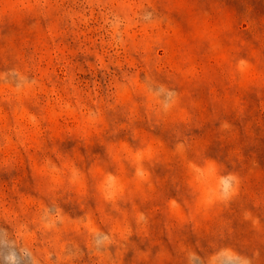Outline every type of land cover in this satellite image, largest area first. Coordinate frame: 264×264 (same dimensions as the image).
Instances as JSON below:
<instances>
[{
	"label": "rangeland",
	"instance_id": "obj_1",
	"mask_svg": "<svg viewBox=\"0 0 264 264\" xmlns=\"http://www.w3.org/2000/svg\"><path fill=\"white\" fill-rule=\"evenodd\" d=\"M0 264H264V0H0Z\"/></svg>",
	"mask_w": 264,
	"mask_h": 264
}]
</instances>
